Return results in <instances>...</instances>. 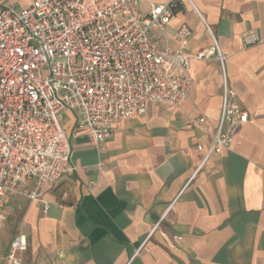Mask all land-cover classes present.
<instances>
[{
	"label": "crops",
	"instance_id": "obj_1",
	"mask_svg": "<svg viewBox=\"0 0 264 264\" xmlns=\"http://www.w3.org/2000/svg\"><path fill=\"white\" fill-rule=\"evenodd\" d=\"M171 2L169 32L183 23L193 31L194 83L186 103L181 109L152 104L145 115L119 123L100 146L76 130V113L64 112L75 172L40 199H28L24 264H264V0L144 6ZM250 35L258 42L246 46ZM216 45L225 70L217 54L195 58ZM223 71L249 121L232 150L211 156L193 177L210 140L191 120L202 114L217 123ZM10 196L16 195L7 204Z\"/></svg>",
	"mask_w": 264,
	"mask_h": 264
},
{
	"label": "built area",
	"instance_id": "obj_2",
	"mask_svg": "<svg viewBox=\"0 0 264 264\" xmlns=\"http://www.w3.org/2000/svg\"><path fill=\"white\" fill-rule=\"evenodd\" d=\"M148 0H35L20 7L0 6V264H24L23 233L4 253V207L9 195L35 201L47 188L75 172L72 146L62 122L77 114L76 130L100 146L115 127L150 105L181 109L194 80L193 35L183 23L172 29L175 3ZM181 46L176 48L173 43ZM256 36L246 38L255 45ZM217 58L218 46L195 58ZM224 72V71H223ZM249 121L224 72L217 123L199 115L191 120L209 136V147L195 177L211 156L230 152L238 129ZM204 151L203 145L197 146Z\"/></svg>",
	"mask_w": 264,
	"mask_h": 264
},
{
	"label": "rangeland",
	"instance_id": "obj_3",
	"mask_svg": "<svg viewBox=\"0 0 264 264\" xmlns=\"http://www.w3.org/2000/svg\"><path fill=\"white\" fill-rule=\"evenodd\" d=\"M142 9L147 10L146 6H141ZM29 206V200L21 196H10L9 203L4 208V227L2 231L3 238V251L7 253L10 250V244L14 237L21 233H26V225L22 228L24 223L27 209ZM23 229V230H22Z\"/></svg>",
	"mask_w": 264,
	"mask_h": 264
}]
</instances>
